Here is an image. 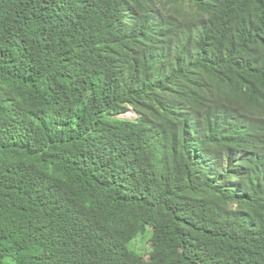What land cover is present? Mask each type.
Returning <instances> with one entry per match:
<instances>
[{
  "label": "trees",
  "instance_id": "16d2710c",
  "mask_svg": "<svg viewBox=\"0 0 264 264\" xmlns=\"http://www.w3.org/2000/svg\"><path fill=\"white\" fill-rule=\"evenodd\" d=\"M0 264H264V0H0Z\"/></svg>",
  "mask_w": 264,
  "mask_h": 264
},
{
  "label": "rangeland",
  "instance_id": "374dc122",
  "mask_svg": "<svg viewBox=\"0 0 264 264\" xmlns=\"http://www.w3.org/2000/svg\"><path fill=\"white\" fill-rule=\"evenodd\" d=\"M120 118L125 120H130L131 122H137L139 116L134 111H129L128 113L122 115ZM150 237H152V239L154 237V233L151 231L148 233L146 237L144 236L141 237V239L131 247V250L136 254L145 255L147 260L150 259L149 255L151 252V245H152V240Z\"/></svg>",
  "mask_w": 264,
  "mask_h": 264
}]
</instances>
